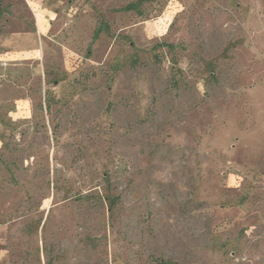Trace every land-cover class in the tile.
Wrapping results in <instances>:
<instances>
[{
	"label": "rangeland",
	"instance_id": "374dc122",
	"mask_svg": "<svg viewBox=\"0 0 264 264\" xmlns=\"http://www.w3.org/2000/svg\"><path fill=\"white\" fill-rule=\"evenodd\" d=\"M44 4L0 0V264H264V0Z\"/></svg>",
	"mask_w": 264,
	"mask_h": 264
},
{
	"label": "crops",
	"instance_id": "0c3cea01",
	"mask_svg": "<svg viewBox=\"0 0 264 264\" xmlns=\"http://www.w3.org/2000/svg\"><path fill=\"white\" fill-rule=\"evenodd\" d=\"M25 2H26V4L27 5H29V4H35V5H37V6H40L41 7V10H46V11H49V12H52V13H55V11H52L49 7H46L45 6V0H25ZM35 12V11H34ZM38 13H37V11H36V13H35V15H37ZM46 18V17H45ZM52 18V17H51ZM47 19V18H46ZM43 28L44 29H40V31H41V33H45L46 32V30L49 28V26H47V25H44L43 24ZM20 35V34H19ZM30 35V32H27L25 35H23L22 37L23 38H25V37H27V36H29ZM13 35H11V37H8L7 38V41H9V42H11L12 40L11 39H13Z\"/></svg>",
	"mask_w": 264,
	"mask_h": 264
}]
</instances>
